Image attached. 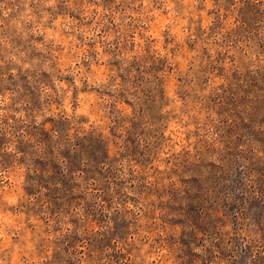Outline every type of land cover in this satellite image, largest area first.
<instances>
[{
    "label": "clouds",
    "instance_id": "clouds-1",
    "mask_svg": "<svg viewBox=\"0 0 264 264\" xmlns=\"http://www.w3.org/2000/svg\"><path fill=\"white\" fill-rule=\"evenodd\" d=\"M0 264H264V0H0Z\"/></svg>",
    "mask_w": 264,
    "mask_h": 264
}]
</instances>
